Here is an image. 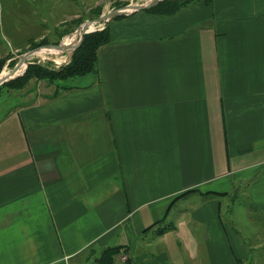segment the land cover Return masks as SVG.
<instances>
[{
    "label": "crops",
    "instance_id": "1",
    "mask_svg": "<svg viewBox=\"0 0 264 264\" xmlns=\"http://www.w3.org/2000/svg\"><path fill=\"white\" fill-rule=\"evenodd\" d=\"M107 24L0 116V264H264V0Z\"/></svg>",
    "mask_w": 264,
    "mask_h": 264
},
{
    "label": "rangeland",
    "instance_id": "2",
    "mask_svg": "<svg viewBox=\"0 0 264 264\" xmlns=\"http://www.w3.org/2000/svg\"><path fill=\"white\" fill-rule=\"evenodd\" d=\"M146 1L148 0H0V58L5 60L0 74L12 71L20 61L22 53L46 45L60 44L65 36L75 34L77 26L85 21L95 19L108 11L130 8ZM107 23L108 21L94 23L93 29H102L108 25ZM78 36V34L74 36L73 46ZM72 53L70 46H65L58 53L45 51L42 54H31L26 61L57 69L69 61ZM66 81L67 79L32 77L19 89L0 87V116L12 103L14 98L12 94L37 82L54 84L57 91ZM118 254L113 257L112 264H123L127 260L125 255L121 256L123 259L115 260Z\"/></svg>",
    "mask_w": 264,
    "mask_h": 264
},
{
    "label": "trees",
    "instance_id": "3",
    "mask_svg": "<svg viewBox=\"0 0 264 264\" xmlns=\"http://www.w3.org/2000/svg\"><path fill=\"white\" fill-rule=\"evenodd\" d=\"M192 0H160L156 4L146 7L143 10L151 13L170 15L174 14L183 6L187 5ZM208 1V0H205ZM118 15L115 17H121ZM79 43L73 50L69 61L60 65L57 69H52L36 62H29L24 73L11 80H8L0 85V87H8L9 89L21 88L29 78H47V79H66L92 73L97 71V51L98 48L108 42L109 29L105 25L102 29H96L84 33L78 39ZM41 41L38 43L40 44ZM5 60L0 58V72L4 67ZM120 252L117 246L105 248L100 256L96 259L97 264H112L113 257ZM123 264H133L127 259Z\"/></svg>",
    "mask_w": 264,
    "mask_h": 264
},
{
    "label": "water",
    "instance_id": "4",
    "mask_svg": "<svg viewBox=\"0 0 264 264\" xmlns=\"http://www.w3.org/2000/svg\"><path fill=\"white\" fill-rule=\"evenodd\" d=\"M158 1L160 0H148L144 3H141V4H138L136 6H132V7H126V8H119V9H116V10H112V11H108L100 16H98L97 18L95 19H92V20H87L85 21L84 23L80 24L77 26V28L74 30V33H78V39L79 37H81L84 33L86 32H89V31H93L94 29H89V30H86V26L89 25V24H94V23H101L103 21H108L110 18L112 17H115V16H118V15H124V14H128V13H131L133 11H136V10H140V9H144L146 7H150L154 4H156ZM63 40L61 41L60 44H57V45H54V46H50V45H46V46H43V47H40V48H43V49H51V50H54L56 52H52V53H58L59 51H62L65 47V44L63 43ZM79 40H77L75 42V45L71 48V51H73L76 46L78 45V42ZM40 48H35V49H30L24 53L21 54V57H20V61L15 65L14 69L11 71L10 74H7L5 76H0V84L8 81L9 79H13L19 75H21L24 70L26 69L27 65H28V62L26 61V58L28 56H30L32 53H34L35 51H37L38 49ZM22 63H25V66H24V69L22 72L20 73H15L16 69L22 64Z\"/></svg>",
    "mask_w": 264,
    "mask_h": 264
},
{
    "label": "bare ground",
    "instance_id": "5",
    "mask_svg": "<svg viewBox=\"0 0 264 264\" xmlns=\"http://www.w3.org/2000/svg\"><path fill=\"white\" fill-rule=\"evenodd\" d=\"M85 28H87V30H89V29H93V24H89V25H87ZM78 33H75V34H70V35H67V36H65V38H64V40H63V43L65 44V46H67V47H69L70 46V48H72L73 47V43H72V41H73V39H74V36L75 35H77ZM75 45V44H74ZM45 51H48V52H50V53H52V52H56V51H54V50H51V49H43V48H40V49H38L37 51H35L34 53H32V54H42V53H44ZM63 55V54H62ZM61 57V56H60ZM24 66H25V63H22L19 67H18V69H17V71H15V73H20V72H22L23 71V69H24ZM11 73V71H9V72H7V73H3V74H0V76H5V75H7V74H10Z\"/></svg>",
    "mask_w": 264,
    "mask_h": 264
}]
</instances>
